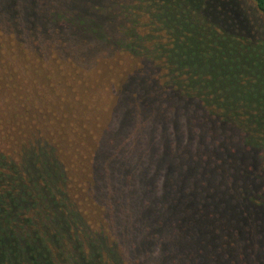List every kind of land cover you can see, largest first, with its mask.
<instances>
[{
	"label": "trees",
	"instance_id": "1",
	"mask_svg": "<svg viewBox=\"0 0 264 264\" xmlns=\"http://www.w3.org/2000/svg\"><path fill=\"white\" fill-rule=\"evenodd\" d=\"M0 264H264V0H0Z\"/></svg>",
	"mask_w": 264,
	"mask_h": 264
},
{
	"label": "rangeland",
	"instance_id": "2",
	"mask_svg": "<svg viewBox=\"0 0 264 264\" xmlns=\"http://www.w3.org/2000/svg\"><path fill=\"white\" fill-rule=\"evenodd\" d=\"M138 135L140 136V132L138 131Z\"/></svg>",
	"mask_w": 264,
	"mask_h": 264
}]
</instances>
